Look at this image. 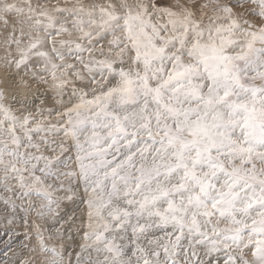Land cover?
<instances>
[{
  "label": "snow or ice",
  "instance_id": "6c2138e0",
  "mask_svg": "<svg viewBox=\"0 0 264 264\" xmlns=\"http://www.w3.org/2000/svg\"><path fill=\"white\" fill-rule=\"evenodd\" d=\"M0 264H264V0H0Z\"/></svg>",
  "mask_w": 264,
  "mask_h": 264
}]
</instances>
